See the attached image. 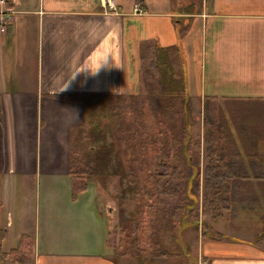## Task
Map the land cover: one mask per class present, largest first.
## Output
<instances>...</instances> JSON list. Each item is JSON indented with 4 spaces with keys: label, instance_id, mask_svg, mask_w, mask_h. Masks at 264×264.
Instances as JSON below:
<instances>
[{
    "label": "crops",
    "instance_id": "0c3cea01",
    "mask_svg": "<svg viewBox=\"0 0 264 264\" xmlns=\"http://www.w3.org/2000/svg\"><path fill=\"white\" fill-rule=\"evenodd\" d=\"M200 3L193 11L176 0H12L13 21L0 29V264H9L2 254L24 234L35 240L31 264H129L110 250L108 230L91 241L58 234L55 192L44 191L49 205L41 187L30 201L25 185L34 176L68 178L67 205L77 211L83 204V194L71 197L69 173L72 131L86 123L85 109L61 96L140 93L145 41L178 45L188 96L219 105L213 111L229 116V137L246 141L248 126L264 115V107L243 105L264 104V0ZM255 145L264 148V139ZM241 174L238 181L248 177ZM84 207L91 226H104L93 206ZM254 238H203L201 264H264V241Z\"/></svg>",
    "mask_w": 264,
    "mask_h": 264
},
{
    "label": "rangeland",
    "instance_id": "374dc122",
    "mask_svg": "<svg viewBox=\"0 0 264 264\" xmlns=\"http://www.w3.org/2000/svg\"><path fill=\"white\" fill-rule=\"evenodd\" d=\"M201 1L176 0L178 6H181L184 10H189L190 8L193 11L200 8ZM9 9L12 10V8ZM0 10H3V8L1 9L0 7ZM9 21H13V16ZM1 32L6 33L7 29L5 32L2 30ZM169 58L171 63L173 60L175 61L173 54H170ZM171 63V69L168 68L165 75L163 72L160 74L158 78L159 82H168L170 80L173 83V81H178L182 77L181 62H177L176 65H171ZM172 68L174 69L172 70ZM143 94H146V90L141 85L140 93L136 95L128 94L126 96L140 97ZM87 96H96L97 98L91 99L88 110L89 114L85 113L86 123L82 125L85 130V135L79 140L77 152L83 160H79L85 161L86 156L93 157L99 149V146L103 143L110 147L113 144L115 146L113 152L109 155L107 165L101 171L99 170L100 173L98 175H86L84 182L89 188L84 192H76L78 197L82 196V194L85 196L83 197L84 200H82L83 204L81 206L79 205L77 211L69 208L67 205V198L69 200L67 191L69 187L68 178L66 179L67 185L63 177L61 180L51 179L49 181L46 177L39 179L34 176L25 185L29 189L27 199L30 198V201L34 200L33 197L37 189L41 187V192L46 198L44 203L49 205L51 203L49 200L50 195L45 196L44 194L48 190L55 192L56 195L54 194L51 197L54 198L55 196L59 204L60 212L58 211L57 217L53 220V227L57 229L58 234L62 233L64 236L70 234L71 238L75 236L76 238L87 236V239L91 241L94 239L93 233L100 235L103 233V230H108L109 248L119 256L122 251V244L123 249L126 245L121 241V230L126 228V231L131 232L135 227H139L140 238L146 253L141 254L140 259L121 255L127 257V263L201 264L198 252L203 243L201 240L205 238L202 236L204 224L210 225L215 231H217L215 229L217 226L218 232L221 234L235 235V237L246 239H253L255 235L260 234L264 230V148H257L255 145L261 139H264V123L262 121L264 115L262 118H259L261 119L260 122L248 126L249 130L246 132L247 135H245L246 141L237 142L236 139L234 140L229 137V131H227L226 127L228 123L227 125L224 124L226 116L227 118L229 116L224 115L221 109L220 113L217 114L213 111L220 108L216 103L206 102L202 106L200 102L193 101L192 99L188 103L185 98H175L168 94L164 95L166 98L171 99V103L174 106L171 127L174 133L183 137L182 146L178 145L176 148L180 150L183 147L182 153L184 156L180 154V158L188 162L187 167H192V178L189 180L187 192L193 199L191 204L192 206H196L195 210H193L198 216L197 220L194 219L195 216L193 215L189 217L186 215L185 220H183L184 222H176L172 228H169L166 219L163 218V213L157 214L152 210V201L154 196L156 197L154 195L156 192L152 191L153 188H149L151 190L150 192L148 187L152 186V181H147L149 180L150 171L153 172L156 169L166 152V149L161 150V145L165 144L161 139L164 137V133L161 134V132L166 131V116L162 114L155 116L148 109H146L145 115H137L129 112L125 116H128L127 120H132L134 124L131 127L132 136L127 135L126 137V134L121 133L118 128L120 118L112 117L109 112L110 102L108 98L110 96ZM243 105L247 107L248 105L250 107H264V104L255 103ZM189 107L191 109L188 110ZM207 110L209 119L213 123L212 128L218 136L219 145L223 147L222 156L220 158L215 156V160L222 162H227L228 160L243 161L244 168L242 171H245V174L248 175V177L243 176V179L239 181L234 180L230 182L228 196L231 199L233 207L229 213L222 210V216L218 219H214L215 213L213 211L207 213L202 211L205 181L204 170L208 164L205 139L207 128L204 125V113ZM220 128H223L222 133L223 137H225L224 139L220 136ZM228 129H230L229 125ZM86 136L87 139L85 138ZM195 142H199L200 144L199 168L195 165L196 153L190 146ZM118 162H122L123 165L121 168L118 167ZM171 163L172 165L175 163V158L172 159ZM247 168L250 171L247 172ZM198 171L201 174V193L196 198L192 194V189L194 185L193 180ZM255 174H261L263 177L258 180L256 177L253 178ZM82 183L83 181L78 180L77 188H80ZM138 194L139 196H137ZM139 197H141V204L138 201ZM178 202V198L174 199L168 196L162 198L158 207L163 208L165 205L175 207L178 205ZM20 205L21 199L19 203H15L14 205L16 219L21 208ZM84 205L88 206L89 209L92 206L94 207L99 220L103 221L104 226L101 225L100 228L95 225L91 226V222L88 219L90 215L86 213ZM139 205H142L140 209H138ZM214 224L215 227L213 226ZM155 235L162 245L161 247L168 250V255L154 257L153 249L151 248L153 245L152 239ZM138 236L139 234L136 235V237ZM206 239L209 238L206 237Z\"/></svg>",
    "mask_w": 264,
    "mask_h": 264
},
{
    "label": "trees",
    "instance_id": "16d2710c",
    "mask_svg": "<svg viewBox=\"0 0 264 264\" xmlns=\"http://www.w3.org/2000/svg\"><path fill=\"white\" fill-rule=\"evenodd\" d=\"M7 5L9 8H12V0H7ZM170 54L174 55L176 62L173 60L171 63L169 58ZM140 58V81L143 89L146 90V94H143L140 97L125 95L110 96L108 98L110 102L109 112L112 117L120 118L118 128L120 129L121 133L126 134V137L127 135L132 136L131 127L134 124L132 120H127L128 116H125L128 115L129 112L137 115H145L146 109H148V111L153 113L155 116L158 114L166 116V131L161 132V134L164 133V137L161 138L162 142H165V144L161 145V150L166 149V152L164 153L163 158L157 165L156 169L153 172L150 171L148 177L149 180L147 181H152V186L148 187V189L153 188L152 191L156 192L155 194L153 193L156 195V197L154 196L152 206L150 205L152 210L157 214L162 212L163 218H165L167 221V225L169 228H172L176 222L180 223L185 220L184 218L186 215L188 217L193 215L195 216L194 219L198 220V216L194 213L196 206H192L191 202L193 199L188 195L187 192L189 180L192 178V167H187L188 162L180 158V154L184 156L182 153L183 147L180 150H177L176 148L178 145L182 146L183 137H180L178 134L174 133L171 127V123H173L172 110L174 106L171 103V99H168L164 96L168 94L175 98L182 97L183 99L185 98L188 103L191 102V98L188 96L186 88L185 64L181 54V49L178 45L161 47L158 46V44H156L153 40H147L141 45ZM177 62H181L182 65V77L180 80L173 81L175 84L171 83L170 80L168 82H159L158 78L160 74L163 72L165 75L168 68L171 69L170 63L171 65H176ZM174 68H172V70ZM61 98L81 104L85 109V113L89 114V103L91 99H96L97 97L64 95L61 96ZM189 109H191V107H189L188 110ZM1 115L2 104L0 101V119ZM212 124L213 123L209 119L207 112H205L204 125L207 128L205 139L208 164L205 166L204 170L205 181L202 211L205 213L213 211L215 213L214 219H218L222 216V210L229 213L233 207L231 204V199L228 196L230 189L229 184L230 182L241 177L242 166L239 161L236 160H228L227 162L215 160V156H218L219 158L222 156L221 154H223V147L219 145L218 136L213 130ZM81 127L73 129L70 146L69 176L72 185V197L74 200L78 198L76 194L77 191L84 192L89 188L84 182L86 175H98L102 168L107 165V162L109 161V155L113 152L115 146V144H113L110 147L103 143L101 146H99V149L96 151L93 157L86 156V160L81 161L83 160L82 157L79 153L77 154L79 140H81L82 136L84 137L85 135V130L83 127ZM85 138L87 139V136ZM190 146L191 149L196 153L195 165L197 168H199L200 144L199 142H195ZM173 158H175V163L172 165L171 161ZM122 165V162H120L118 167L121 168ZM200 176V171H198L193 180L194 185L192 194L196 198L199 197L201 193ZM78 180L83 181L80 188H77ZM137 196H139V194ZM168 196L174 199L178 198V205L175 207L165 205V207L159 208V202L162 200V198ZM138 201L141 204V197H139ZM141 207L142 205H139L138 209ZM209 226L210 225L208 224H204V227L202 226L204 228H202L203 237H207L213 241H219L225 238L224 234L215 231L211 226ZM125 229L121 230V241L126 245L123 249L122 244V251L120 255L131 256L140 259V255L144 252L146 253L140 238V229L139 227H135L131 232H128ZM137 234H139L138 237H136ZM34 241L35 240L33 236L28 234L22 235L17 248L11 250L8 254H2V258H7L9 260V264H31L34 257ZM261 241H264V231L258 234L254 239L255 243ZM152 244L153 245L151 249H153L152 252L154 253V257L168 255V250L164 247H161L162 245L160 244L156 235L152 239Z\"/></svg>",
    "mask_w": 264,
    "mask_h": 264
},
{
    "label": "built area",
    "instance_id": "2783aa9c",
    "mask_svg": "<svg viewBox=\"0 0 264 264\" xmlns=\"http://www.w3.org/2000/svg\"><path fill=\"white\" fill-rule=\"evenodd\" d=\"M0 7L3 10H0V28L2 31H6L7 26L11 21L9 19L12 17V10L7 7V0H0ZM134 11L137 13H142L143 9L139 4L134 6Z\"/></svg>",
    "mask_w": 264,
    "mask_h": 264
}]
</instances>
